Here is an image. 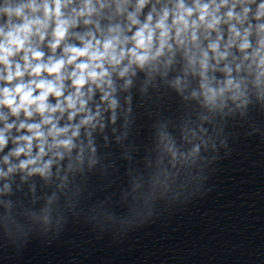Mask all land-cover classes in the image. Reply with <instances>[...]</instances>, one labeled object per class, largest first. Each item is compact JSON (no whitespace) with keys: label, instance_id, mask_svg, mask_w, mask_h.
I'll use <instances>...</instances> for the list:
<instances>
[{"label":"clouds","instance_id":"obj_1","mask_svg":"<svg viewBox=\"0 0 264 264\" xmlns=\"http://www.w3.org/2000/svg\"><path fill=\"white\" fill-rule=\"evenodd\" d=\"M141 4H143V0H141ZM24 7H26V6L21 5V6L16 7V8H5V9H3V11L9 15L23 16ZM45 7L47 10V6H45ZM181 7H183V5H181ZM261 7L264 8V5H261ZM59 8H60L59 0H56V13H57V15H59ZM206 10H207V5L204 6V11H206ZM189 14H191L190 10H189ZM166 15H167V13H165V16ZM228 15L231 16L232 13L229 12ZM200 18H201V20H203L204 19L203 15ZM150 19H151V17H149V20ZM179 20L181 22H183L185 24V26H187V22L184 21L183 16H181L179 18ZM40 23L41 22L39 20H31L30 21V20H27V18L25 17V22L23 24L18 25L16 27H14L12 30L8 31L6 33V36H5V43L0 44V51H2L4 53L3 56H0V60H3V62L5 64H7L8 63V59H7L8 56L13 54V47L12 46H16L17 50H19L20 48H23L25 41L28 39V35L32 31V25L33 24H40ZM86 23H87V21H86ZM65 24H66L65 21H58V23H57V27L54 31L55 42L52 43V45H51V47L53 49H55L60 44L61 39L65 36V33L67 31ZM147 27L148 26L145 25V29H147ZM157 27L163 29L164 28L163 21H161L157 25ZM209 27H211V25H209ZM37 31H39V29H37ZM0 35H5L4 30L2 28H0ZM166 35H167L166 30L161 32L160 49L157 50V52L155 54L156 56L160 55V51L164 47V37H166ZM177 35H179V32L177 33ZM43 38L44 37L41 34V39H43ZM193 39H195V35H193ZM135 40H136V44L139 48H145L146 49V48L150 47L151 40H152L151 30L148 31L147 37H145V35H144V30L137 32L136 36H135ZM97 43H99V42H97ZM114 44H115V40L105 41L103 44V49H104L103 52H100L97 50H91L90 51V49L93 48L91 43H89L83 49H78L75 47L65 48L64 51L66 53H71V55L68 57L67 63H69V64L73 63L77 59V57L88 56V57H90L91 61H97V60L103 59L104 57H109L112 63L119 64L120 61L124 58L125 53L123 51H121L119 56L115 55L114 54L115 53ZM211 47L213 49H215L216 45H211ZM242 47H244V48L248 47L247 43L243 44ZM29 51H32V50L29 49ZM32 55L35 59L39 60L43 56V53L39 52V51H32ZM206 55L207 54L205 53V57H206ZM131 56L134 58V62L139 63L141 66H143L145 61L148 60V58H149L146 54L137 55V52L135 50H133L131 52ZM24 59H25V61H27L28 56L25 55ZM65 63H66V61L64 59H60V60H57L55 63H52L50 61L49 64H47V65L37 64L34 68H32V73L35 75H39L41 73V71H46L49 75L58 74L60 72L61 68L65 65ZM202 64H203V62H202ZM28 66H30V65H28ZM203 66L206 67V64H203ZM89 67H90L89 63L77 64L76 68L79 70L80 74L77 76L76 71H73L71 74L73 77H75V79L73 80V84L77 88V94H79L80 87H82L86 82L84 73L87 69H89ZM96 67H100V65L97 64ZM16 69L17 70L15 72V76L21 77L23 75V73L20 71V66L17 65ZM126 72H127V68H125L120 73V75L123 76ZM99 75L105 76V75H107V73L101 72ZM87 76L89 78H92L93 80H95L97 78V73L95 70L87 71ZM6 79L8 81H11L13 79V74L11 72H9ZM57 79H61V77L57 76ZM32 84H35L36 88L43 90L39 96H36L34 98L32 96V92H33V88L31 86ZM231 85H232V81L229 80L225 87L231 86ZM89 91H91V89H89ZM224 91H225V88H221L219 90V92H216L211 88H208L207 93H206V99L208 100L209 103H212V102H214L216 96L222 95ZM49 93H54L56 97H60L62 95L60 87L54 86L53 82H51V81L40 80L39 83L32 81L27 86L23 85V84L17 85L16 88L14 89V93L10 92L9 89L4 88L3 89V95H4L5 99L0 101V104H5V105L11 107L16 103L15 95H20V104L17 105L16 107H13V109H12L14 113L18 112L20 110V108H24L26 115L31 116L32 113L27 110V107H28V105H31L33 103L37 104L38 111L41 113H43L45 110L55 112L56 109L60 107V105H59V103H57L56 107L50 108V109L48 108V105L45 103V101L47 100ZM104 98L107 99V96H105ZM81 103L83 104V102H81ZM115 104H116V102L113 100L112 106L115 107ZM68 106L70 108L75 106V101L73 100V98L71 96L68 97ZM90 119H91V117H89V120ZM89 120H85V121H83V123H88ZM48 122L49 121H47V120L45 121V123H48ZM8 127H11V125H8ZM20 127L24 128L25 125L21 124ZM28 128H29V130L38 129L39 125H28ZM63 131H67V129H64ZM41 135H42V133H40L38 131L36 132V136L39 137ZM73 135H76V133L74 132ZM21 139L28 141L29 148H30L32 138L31 137H21ZM5 143H6V140L3 136V134L0 133V146H3ZM60 143L65 147L71 146L70 140L60 141ZM24 151H25L24 148H18L16 150L15 154L19 155L20 153H22ZM41 153H43L42 147H41ZM5 159H7V158H5ZM34 163H36L35 160H28L27 161V164H34ZM26 166L27 165L25 163H22L20 165L21 168L26 167ZM46 168H47V165L44 166V169L35 168V169H33V171L43 173ZM9 171H11V169H9Z\"/></svg>","mask_w":264,"mask_h":264}]
</instances>
